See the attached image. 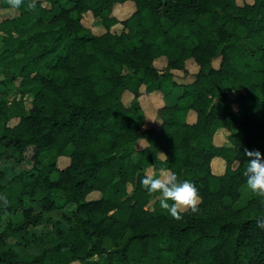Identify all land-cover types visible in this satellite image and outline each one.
Returning a JSON list of instances; mask_svg holds the SVG:
<instances>
[{"label": "trees", "instance_id": "trees-1", "mask_svg": "<svg viewBox=\"0 0 264 264\" xmlns=\"http://www.w3.org/2000/svg\"><path fill=\"white\" fill-rule=\"evenodd\" d=\"M124 1L0 0L16 9L0 19V218L21 215L0 230V264H264V186L239 208L224 201L264 178V0H131L120 20ZM187 58L194 79L144 128L122 94H170ZM149 164L170 178L150 181ZM41 222L51 229L29 228Z\"/></svg>", "mask_w": 264, "mask_h": 264}, {"label": "rangeland", "instance_id": "rangeland-1", "mask_svg": "<svg viewBox=\"0 0 264 264\" xmlns=\"http://www.w3.org/2000/svg\"><path fill=\"white\" fill-rule=\"evenodd\" d=\"M46 2V0H42ZM246 1H252V0H237L238 3L246 2ZM135 10V3L131 0H126L124 2L115 3L112 6V14L115 15L118 19H125L128 17L133 11ZM16 9L13 7L11 8H0V19L5 16H11L14 14ZM82 22L84 25L88 26L90 30L97 34L104 30V26L101 23L100 18H97L92 15L90 11H86L83 14ZM168 23V22H167ZM112 30L114 32H120L123 30V25L118 22L117 25L112 27ZM1 44V41H0ZM220 58L217 57L212 61V64L214 66H218ZM154 64L161 68L166 64V58L164 56H160L154 60ZM198 69V65L195 63V61L192 58H187L185 61V65L183 69H174L173 72V79L178 84L170 94H164L160 90H153V91H145L144 86H141L140 88V94L135 96L131 91L125 90L122 94V101L125 105H135L138 106L139 113L144 118V128L153 127L155 129H159L161 124V119L159 118L157 114V110L160 106L164 104H170L173 103L176 96L179 95L182 92V86L188 82H191L195 77V72ZM11 94L8 95V99L11 98ZM30 95L25 96V101L27 107L30 104ZM235 104V103H234ZM190 116H194L192 112L189 114ZM188 117V118H189ZM17 118L10 119V124L15 123ZM229 131L225 128H219L216 131V142L217 143H225L227 141V134ZM144 145H147V140L145 138H140L137 142L138 147H143ZM72 146L68 145L65 149V152L58 156L57 158V164L58 167L65 166L69 161V151H71ZM156 156L159 158H162L163 152L162 150H158L156 152ZM217 159L213 158L211 162L212 170L215 173H221L224 169V159L221 157H216ZM143 170L148 174L150 181H159V180H165L170 178L169 171L168 170H162V169H156L153 167L152 164H149L143 168ZM57 173L53 172L51 174L52 178H56ZM264 186V178L261 176H257L255 178H252L251 180L247 181L240 187V196L237 200L232 201L230 198H225V203L231 205L234 208H239L243 206L247 200L253 196L254 192ZM101 193L98 190H93L90 193H88V198H94L99 196ZM198 201V199L192 198L190 200H184L181 198H178L176 201L177 206L180 209L187 208L190 204L195 203ZM74 210V205L72 203L68 204L65 207L66 213L70 214ZM21 218L20 214H14V215H8L6 213H3L0 218V230L3 228L5 223L9 221L10 219L13 221H17ZM29 228L34 231V233H39L41 231H49L51 229V225L48 222H41L34 226H29ZM8 244L12 245L16 248L15 244V237H9L7 239ZM69 264H81L78 260H72ZM189 264H196L195 262H191Z\"/></svg>", "mask_w": 264, "mask_h": 264}, {"label": "crops", "instance_id": "crops-1", "mask_svg": "<svg viewBox=\"0 0 264 264\" xmlns=\"http://www.w3.org/2000/svg\"><path fill=\"white\" fill-rule=\"evenodd\" d=\"M83 14H84V13H83ZM94 18H95V17H94ZM82 19H83V18H82ZM119 23H120V22H119ZM117 24H118V22L115 23L114 25H112V26H111V30H112V27L115 26V25H117ZM85 26H86V25H85ZM87 27H88V26H87ZM112 31H113V30H112ZM216 157H217V156H216ZM216 157H214V158L217 159Z\"/></svg>", "mask_w": 264, "mask_h": 264}]
</instances>
